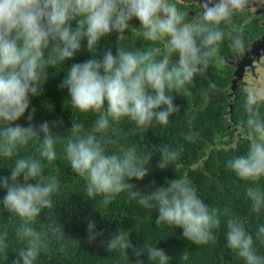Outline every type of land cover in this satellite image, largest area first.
Segmentation results:
<instances>
[{"label": "clouds", "instance_id": "9594fccd", "mask_svg": "<svg viewBox=\"0 0 264 264\" xmlns=\"http://www.w3.org/2000/svg\"><path fill=\"white\" fill-rule=\"evenodd\" d=\"M255 6L254 0H198L195 13H189L178 7L177 0H0V158H14L10 175L0 176V188L6 191L0 204L21 221L17 236L24 242L12 264H36L46 245L32 225L42 210L52 207L59 187L57 178L45 173V164L57 159L58 137L49 122L39 127L32 123L36 109L29 111L31 97L43 94L48 69L62 66L82 50L91 58L73 63L58 87L67 89L72 109L97 117L91 131H82V125L74 121L71 138L64 146L66 161L85 181L87 196L99 197L107 206L127 192L144 208L157 209V225L183 229L182 237L195 245L214 243L223 218L227 248L244 264H264V255L256 247V242L264 244V224L254 236L228 208L210 207L184 178L143 194L129 191L134 188L130 181L149 175L146 164L150 157L141 156L135 147L107 152L98 135L124 119L140 129L154 123L167 126L169 117L179 110L173 93L188 95L187 86L194 77L220 57L225 39L222 25ZM189 15L194 18L189 20ZM133 21L138 27L133 28ZM129 30L146 41L162 44V48L117 47L115 54L107 49L97 55L104 38ZM229 43L234 51L243 53L242 31ZM216 87L215 82L209 84L210 90ZM242 91L247 149L229 158L226 167L248 185L245 197L250 210L261 214L264 119L258 105L264 102V89L248 85ZM26 113L29 123L22 126L18 121ZM187 139L191 141L193 136L189 134ZM30 144H35V155H21ZM159 151L157 167L161 170L181 155L168 145ZM54 232L57 239H63L59 226ZM99 235L95 221L89 220V243ZM106 247L110 253L125 256L132 249L137 264H143L139 257L145 251L149 264L170 262L162 248L147 244L136 248L125 232L111 237ZM8 248L6 234L0 235V256H6Z\"/></svg>", "mask_w": 264, "mask_h": 264}, {"label": "trees", "instance_id": "16d2710c", "mask_svg": "<svg viewBox=\"0 0 264 264\" xmlns=\"http://www.w3.org/2000/svg\"><path fill=\"white\" fill-rule=\"evenodd\" d=\"M133 23V28L138 27L137 21ZM223 29L226 31V27ZM240 31L244 38L256 36L253 28L249 27L232 34ZM117 47L144 50L156 46L129 30L121 36L112 34L104 38L97 47V55L102 56L107 49L115 54ZM235 52L225 38L220 57L210 63L206 71L194 77L187 86L189 94L173 93L174 105L179 110L169 117L167 126L154 123L151 127L140 129L124 119L111 126L106 133L98 135L102 137L107 152L135 147L141 156L150 157L146 164L149 175L143 180L130 181L134 188L129 191L143 194L157 187H166L172 179L184 178L198 189V194L210 207L228 208L229 213L241 219L255 236L258 226L264 224V213L251 212L245 197L248 185L226 167L229 158L246 151L248 142L247 113L243 107L244 82L238 84L234 94L230 91L233 66L227 60H234ZM89 58L91 54L82 50L62 66L48 69L49 78L43 94L31 97L29 111L36 109L32 123L39 127L42 122H49L53 134L58 137L57 159L45 164L46 175L56 177L59 182L58 191L52 197V207L42 210L32 225L41 233L46 245L36 264H137L138 258L132 249L127 250L126 256L107 251L106 242L118 232L128 233L136 248L145 244L162 248L170 257L169 264H244L227 248V228L223 218L221 227L215 231L214 243L195 245L182 237L183 229L157 225V209L144 208L127 192L121 193L107 206L99 197L87 196L85 181L72 171L66 161L64 146L71 138L74 121L82 125V131H91L97 117L72 109L67 89H60L58 85L73 63ZM211 82L217 84L215 89H209ZM258 107L261 119H264V102ZM26 116L27 113L18 121L22 126H28ZM189 134L193 136L191 141L187 139ZM162 145L181 153L177 161L163 170L157 167ZM20 154L35 155V144H30ZM13 159L0 158V176L10 175ZM260 186L264 187V179L260 181ZM5 194L6 191L0 188V198ZM89 220L95 221L96 231L100 233L91 243L87 238ZM57 226L63 231V239H57L54 232ZM21 227L19 218L0 208V235L6 234L9 245L7 255L0 256V264H12L18 250L24 246L17 236ZM256 247L258 253L264 255V244L256 242ZM139 260L149 264L146 251Z\"/></svg>", "mask_w": 264, "mask_h": 264}, {"label": "flooded vegetation", "instance_id": "af4514ba", "mask_svg": "<svg viewBox=\"0 0 264 264\" xmlns=\"http://www.w3.org/2000/svg\"><path fill=\"white\" fill-rule=\"evenodd\" d=\"M254 3L256 5L255 7L250 8L244 14L235 15L233 17V19L228 24L222 25V27H226V31L224 30V32H225V38H226L227 42H229L231 40V38L234 36V34H232V33H235L236 30H240L242 28L249 27V28H253V30L256 32L255 37H253V38H246L245 37L244 38L245 43H247V48H244L243 53L235 52V59L232 61L227 60V63L232 65L233 68H234V63H236V61L243 58V56L251 49L252 44L256 40H258L261 36L264 35V12L262 11V10H264V0H254ZM177 4H178V7L185 9L187 12L195 13L196 8L198 6V0H177ZM193 18L194 17L192 15L188 16L189 20H191ZM147 42H149V41H147ZM155 46L162 48V44H159V43H155ZM256 64H259V61H255L254 66ZM233 73H234V71H233ZM232 77H233V74H232ZM231 84H232V82H231ZM230 91H231V88H230Z\"/></svg>", "mask_w": 264, "mask_h": 264}, {"label": "water", "instance_id": "95a60500", "mask_svg": "<svg viewBox=\"0 0 264 264\" xmlns=\"http://www.w3.org/2000/svg\"><path fill=\"white\" fill-rule=\"evenodd\" d=\"M264 12V10H262ZM264 57V35L256 40L251 49L234 64L235 71L232 77L231 94H234L240 81L244 79V75L248 68L254 69V62L260 61Z\"/></svg>", "mask_w": 264, "mask_h": 264}, {"label": "rangeland", "instance_id": "374dc122", "mask_svg": "<svg viewBox=\"0 0 264 264\" xmlns=\"http://www.w3.org/2000/svg\"><path fill=\"white\" fill-rule=\"evenodd\" d=\"M244 48H247V43H245ZM234 69L235 66L233 68V71H235ZM243 82L245 86L251 85L253 87H256L257 89H264V57L259 61V64L255 65L254 70L251 68H248L246 70ZM2 199L3 197L0 198V200ZM2 207V204H0V208Z\"/></svg>", "mask_w": 264, "mask_h": 264}]
</instances>
